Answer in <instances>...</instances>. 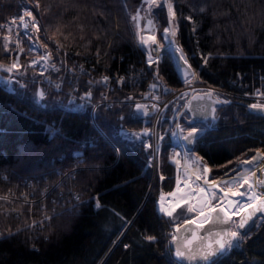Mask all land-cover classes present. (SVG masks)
I'll return each mask as SVG.
<instances>
[{
  "label": "trees",
  "instance_id": "obj_1",
  "mask_svg": "<svg viewBox=\"0 0 264 264\" xmlns=\"http://www.w3.org/2000/svg\"><path fill=\"white\" fill-rule=\"evenodd\" d=\"M139 1L0 0V64L9 57L4 27L27 8L52 57L65 49L85 64L83 57L96 58L108 71L119 72L139 57L129 20ZM172 4L175 40L199 82L226 88L241 75L250 78L253 69L264 72V0ZM154 12L160 28L163 10ZM157 74L172 89L183 85L167 49ZM20 77L13 92L0 86V264H180L169 240L184 215H176L179 208L171 216L158 211L174 185V167L167 161L171 121L160 123L163 137L152 162L149 147L117 132L147 127L130 104L98 106L91 120L87 112L52 100L51 91L40 107L35 94H28L35 78ZM126 91L117 86L111 95ZM185 96L181 92L169 101L168 115ZM249 104L225 99L215 108L214 122L199 127L191 152L210 167L209 180L237 174L241 161L264 151V113L249 112ZM183 124L184 130L194 125ZM22 194L28 201L21 202ZM241 235L245 239L208 264H264V218L254 219Z\"/></svg>",
  "mask_w": 264,
  "mask_h": 264
},
{
  "label": "built area",
  "instance_id": "obj_2",
  "mask_svg": "<svg viewBox=\"0 0 264 264\" xmlns=\"http://www.w3.org/2000/svg\"><path fill=\"white\" fill-rule=\"evenodd\" d=\"M142 1V17L138 30L140 35L145 37L155 35L157 44H152L150 41L147 46H141L138 43L136 33L135 41L139 50V57L137 61H128L119 72L108 71L106 66L96 58L88 60L83 57V60L89 62L85 64L79 55L65 49H61L60 55L51 57L50 60L41 59L49 51L41 45L38 32L31 26V17L24 16V13L30 10L27 8L21 9L17 15L12 17L7 24L8 34L7 36L3 34V38L7 37L9 44L17 43L18 46L25 47L24 49L31 55L23 67L27 66L34 69L38 75L36 82L39 84L37 85L39 88L36 102L43 107L48 91H52L55 94L51 97L52 100L62 102L71 111L77 113L87 112L91 120H93V113L98 106L110 108L115 104H130L138 117L151 119L152 137L155 127L158 126L163 117L167 104L181 91H187L188 95L195 91H209L222 99L231 100V97H234L257 105L264 104V72L257 69L252 70L250 78L245 79L241 75L238 81H232L226 88L199 82L196 75L195 77L192 75L187 76L186 78L190 83H186L185 78L183 80L185 84L178 89H172L165 84L157 74V66L161 61L162 51L170 47L169 42L172 41L176 44L175 37L167 36L166 38L164 32V29L169 27L167 5L164 0H158L159 6H153L151 14H149L148 5L144 0ZM37 4V1L33 2V6H37ZM155 7L161 8L165 17V22L160 28L157 14L154 12ZM22 16L24 17L23 22L20 20ZM149 19L152 20L154 28L150 26L147 28L146 23ZM24 22H29L28 28L23 26ZM157 29H159L158 32ZM54 48L57 49L58 47L55 46ZM150 52L154 59L158 57V62L149 63ZM0 70L4 72L0 76V83L3 84L4 90L12 91L11 85L18 82L20 77L19 69H14L11 72L5 71L3 68H0ZM104 77H108L107 82L104 81ZM117 86L124 87L127 91L123 94L114 92L111 95V91ZM40 93H43L42 98ZM138 105L142 106L140 111L137 110ZM57 130L58 128H54L53 131ZM175 130L177 138L169 149L171 155L184 149L180 139V128L176 126ZM119 131L122 136L130 134L122 127L119 128ZM154 144L152 142L151 145H147L151 148L152 162H154L159 146V139L156 145Z\"/></svg>",
  "mask_w": 264,
  "mask_h": 264
},
{
  "label": "water",
  "instance_id": "obj_3",
  "mask_svg": "<svg viewBox=\"0 0 264 264\" xmlns=\"http://www.w3.org/2000/svg\"><path fill=\"white\" fill-rule=\"evenodd\" d=\"M170 53L173 58L176 69L180 72V80H183L186 76L192 73L193 68L190 66L188 61L187 63H185L184 60L180 59V55L177 52L170 50ZM207 93L209 92H194L188 97L184 111L187 114L189 123L195 124L199 122H204L206 120H209L211 123L214 122L215 108L222 105L224 102L217 99L213 94L211 96H208ZM217 101H220V103H217ZM250 106L251 105L247 107L249 112L258 115H262L264 113V109L252 108ZM197 130H198L197 131V137H198L202 132V130L201 129H197ZM186 134L187 131L183 133V135ZM182 137H181V141L183 143L184 149L186 151H191L193 148L194 141L192 143H188L184 141ZM257 152L263 153V151L261 150H255L253 154L249 157V160H251L254 156H256ZM257 161L259 160H256L252 163H256ZM257 180L264 181V169L260 170L259 173H257L256 181ZM257 186H259L258 190H259L260 199L259 200L256 199L245 205L237 216L236 225H238L243 219H246L250 213L252 214L251 219L248 220V223L245 225L243 229L236 227L237 231L241 234L245 232L247 226L254 219L264 218V211L255 210V208H264V185L257 183ZM250 204L254 205L255 207L254 208L248 207V205ZM216 206L217 205H214L212 207H216ZM220 208L221 207L219 206L216 212L208 213V216L211 217V220L209 221L204 220L203 222L193 223L192 219H188L172 227V237L169 240V247L173 250L175 255L178 249L185 251L186 254L188 255H194V254L199 255L200 252L205 250L206 245L208 243H213V247H215L214 241L215 239H217L216 233L222 234L223 232L230 230V224L232 219L231 218L227 223L217 222L216 219L217 216H219L222 220L225 218V213L221 212ZM200 223H203V227L198 226ZM189 240H191L192 243L188 246V248H185V244ZM235 243L237 242H234V244ZM223 253H218L211 260H213L214 258H216L217 256ZM177 259L180 262V264H208L211 261L210 260L206 262L199 259L187 260V259H181L179 257H177Z\"/></svg>",
  "mask_w": 264,
  "mask_h": 264
},
{
  "label": "snow or ice",
  "instance_id": "obj_4",
  "mask_svg": "<svg viewBox=\"0 0 264 264\" xmlns=\"http://www.w3.org/2000/svg\"><path fill=\"white\" fill-rule=\"evenodd\" d=\"M144 2L148 5V10H149V14H151V9L153 6H159L158 0H144ZM164 3L167 5V9H168V16H169V27L164 29V32L166 34V38L167 36H171V37H175L176 36V27H175V17H176V13L173 7V4L171 2V0H164ZM201 11H203V9H201ZM24 16H28L31 17V26L32 28H34L37 32L39 31V27L36 23L35 17L32 15L31 11H26L24 13ZM132 19L134 21H139L140 19V14L139 12H137V14L135 16L132 17ZM188 19H191V17H188ZM20 20L23 22L24 21V17H20ZM13 23H15V21H13ZM148 25L152 28H154L153 22L151 19L148 20ZM23 26L25 28H28L29 26V22H24ZM137 28L139 29V24L137 23ZM137 36H138V43L141 46H147L149 44V42L151 41L152 44H157L155 35H150L148 37L142 36L140 35V31L138 30L137 32ZM5 39L7 40L8 38L5 37ZM46 47V46H45ZM5 49H7V44H5ZM177 51H179L181 53L180 55V59L184 60L185 63H187V58L184 56L183 54V50L177 48ZM21 51H23V49H21ZM41 59H51V53L49 52L46 56L41 57ZM158 62V57L157 58H153L151 55V52L149 53V63H155ZM205 62H206V58H205ZM190 67V66H189ZM0 68H3L5 71H13L14 69L18 70V61L13 62L10 66H4L2 64H0ZM190 75H192L193 77H195V73H190ZM105 82H107L108 77H104L103 78ZM186 83H190V81L186 78L185 80ZM153 87H155V85H153ZM208 96H211L212 93L209 92L207 93ZM41 98L43 97V93H40ZM217 103H220V101H217ZM250 107L252 108H261L264 109V104L262 105H257V104H253ZM142 108V106H137V110L140 111ZM214 111V110H213ZM145 115L147 114L146 112L144 113ZM181 133L184 132L183 129L180 130ZM197 128L193 127L191 128V130L187 131L186 135H183V140L188 142V143H192L196 138H197ZM148 132L147 130H145L144 135H147ZM175 135V134H174ZM139 138V137H137ZM176 154H174L175 157ZM264 159V153H260L257 152L256 156H254L251 160L248 161H242V163H252L256 160H261ZM177 163H179V161H176ZM192 165L195 166L196 168V172L200 173L201 171L203 173H207L210 171V169L203 163V158L202 157H195L192 159ZM255 173L254 172H245L244 174H242V181L243 183H239L238 181H236L235 179L229 183L228 181H222V183H224L226 185V187L228 188V191L225 192V197L228 196L229 192H231V195L233 196H244L246 193H242L240 191H231L233 187L239 188L242 187L243 184H247L249 189H251L253 187L252 184H249L248 181L251 178V176H254ZM196 179L199 180L201 179V175L197 174L196 175ZM205 183H207V181H205ZM256 183L258 184H262L264 185V181L261 180H257ZM201 192H204L205 190L203 188L200 189ZM174 195V194H173ZM213 198H215V193L212 194ZM0 199H3L2 197H0ZM163 200V197L161 198ZM251 199H257L259 200L260 197L259 196H253L251 197ZM209 205V212H216L217 208L219 207V205H217L216 207H212L211 206V201L209 200L208 202ZM239 201H229V204L232 206H235L236 204H238ZM180 205L177 204L175 205V207H179ZM97 207H99V203H97ZM175 207H173L171 210L168 208H165L163 206V204L161 205V211L164 212L166 215L171 216L173 211H175ZM248 207H255L254 205H248ZM195 209L193 207H189L188 211L192 212ZM256 211H264V208H255ZM221 212L225 213V218L222 220L219 216L216 217L217 222H223V223H227L230 219L231 216L228 215L226 209L224 208H220ZM235 214V213H233ZM200 215L204 217L205 221H209L211 220V217L206 215L203 211V209H201L200 211ZM252 214L250 213L249 216L246 219H243L238 225H236L237 228L243 229L245 227V225L248 223V220L251 219ZM193 223H195L196 221H192ZM199 227H203V223H200L198 225ZM195 235V234H194ZM217 239H215L214 244L215 247H213V243H208L206 245L205 250H203L202 252L199 253V255H188L186 254L185 251L182 250H177L176 252V256L181 258V259H187V260H203V261H210L213 257H215L218 253H223L224 251H226L227 249H230L233 247L234 242H239L242 241L243 239H245L244 236H242L238 231H234V230H228L221 233H216ZM147 240L151 241L154 240V237L148 236L146 237ZM192 243L191 240L187 241L185 244V248H188V246ZM238 246V244H237ZM127 247V246H126Z\"/></svg>",
  "mask_w": 264,
  "mask_h": 264
},
{
  "label": "rangeland",
  "instance_id": "obj_5",
  "mask_svg": "<svg viewBox=\"0 0 264 264\" xmlns=\"http://www.w3.org/2000/svg\"><path fill=\"white\" fill-rule=\"evenodd\" d=\"M137 12H139V14H140V19H139L138 22H137V21H134V20L132 19V17L135 16V15L137 14ZM141 17H142V6H141V4L139 3V4L136 6L135 10H134L133 12H130V13H129L130 26H131V30H132L134 36H136L137 30H138V28H137V23L139 24V28H140ZM146 26H147V28L149 27V25H148V20H147ZM158 30H159V29H157V32H158ZM134 39H135V37H134ZM4 41L7 42L8 40H4ZM8 46H9V48H7L6 52H8L9 57L4 61V63H3L2 65H4V66H10L13 62L18 61V69H19V75H20V76H23V75H24V76H29V77L32 76V77L36 78L37 75L34 74V73H31V72H26V68H25L24 72H21V71L23 70L22 66L24 65L26 59L28 58L27 56H29L28 52H27L23 47L18 46L17 43H15V44L12 43L11 45L9 44ZM21 49H23V51H21ZM98 58H99V57H98ZM98 60H99V59H98ZM0 74H2V71H1V70H0ZM20 81H21V80H18V82L13 83V88H14L15 85H17ZM34 83H35V86H34L33 90H32L31 88H29V93H28V94H30V95L32 94V96H33L34 94L36 95V92L38 91V88H39V87L37 86L38 83H37V82H34ZM35 95H34V98H35ZM185 101H186V96L184 97V101L180 104V106H178L179 108H177L173 113H172V111H173V109H172V110L170 111V114H169V115L167 114V110L164 111L163 117H162V119L160 120V123H161V121L163 120V118H168V120L171 121V125H170V127L168 128V131H169L168 134H169V138H170V140H171L172 143H173V140H174L175 137H176V131H175L176 126L179 125V128L181 127L182 129H184L185 126H183V125H184L183 123L189 122V121H188L187 114L185 113V111L182 110L183 107H184V105H185ZM183 113H184V114H183ZM166 114H167V115H166ZM142 120H143L144 123L147 124V125H146L147 127H144V128H142V129H139V130H136V131H129L130 134H129V135H126V136L123 135V138L128 139V140H136V141H140V142L143 143V145H144L145 147H148L147 145H151L152 142H154V143H155L154 145H156V142H158V139H159V142H160L161 138L163 137V130L160 129V123L158 124V126L155 127L154 132H153V137H152V135H151V125L148 124V123H149V120H148L147 118H144V119H142ZM176 124H177V125H176ZM206 124H207V121H206V122H202V123H198V124L191 125V126H189V127H187V128H193V127L198 128V127H200L201 125H206ZM177 127H178V126H177ZM119 128H120V127H119ZM119 128H118V131H117V132L121 135L122 133L119 131ZM145 130H147V132H148L147 135H144ZM174 134H175V135H174ZM121 137H122V135H121ZM137 137H139V138H137ZM156 149H157V148H156ZM184 151H185L186 156L188 157V159L191 161V163H192V159H193V158L198 157L197 155H195V154L192 153V152H189V151H186V150H184ZM178 152H179L180 154L183 153L182 151H178ZM171 156H172L171 153H169V151H168V157H167V159H168L169 157H171ZM248 160H249V158H247V159H245V160H243V161H248ZM169 162H170V161H169ZM257 162H258V161H257ZM254 165H256V164H255V163H242V161H241L240 164H239L240 171H239L238 173H241V172H243V171L246 170V172H254L255 175H256L257 173H259L260 170H263V169H264V165H263L262 167H260V169H259L258 172H255V170H254ZM206 166H207V165H206ZM173 167H174L173 181H174V178H175L176 176H180V177H182V179L184 180V177H183V174H182V169H181V167L176 166V165H173ZM207 167L210 169L209 166H207ZM55 172L58 173L59 171L56 170ZM201 172H202V171H201ZM238 173H237V174H238ZM64 174H66V175L69 176V171H65ZM209 175H210L209 172H207V173H203V172H202V174H201V178H202L203 180L207 181V182H213V181H216V180H223L224 178L234 176L235 174L230 175V176H225V177L217 178V179H214V180H209ZM255 178H256V177H255ZM256 184H257V183H256ZM247 186H248V185H247ZM258 187H259V186H258ZM245 189H247V188H246V184H243L242 187L237 188V190L240 191V192L245 191ZM170 190H171V189H170ZM170 190H169V191H170ZM237 190H236V191H237ZM169 191H168V192H169ZM226 191H228V188H227V187L217 185V190L214 192V193H215V198L212 197V199H211V206H214V205H221L222 200H223V198H224V194H223V193L226 192ZM231 191H232V190H231ZM258 193H259V190H258ZM229 194H231V192H229ZM165 195H166V194H165ZM165 195H164V196H165ZM41 197H42V196H41ZM72 197L75 198L76 195H72ZM235 197H237V196H235ZM163 198H164V197H163ZM21 199H23V201L21 200V202H26V201H28V200L26 199V197L23 196V194H22V198H21ZM161 201H162V200H161ZM241 201H242V200H241ZM30 202H32V200H31ZM177 204H179L180 206H179V207H175V205H177ZM244 205H247V203L244 204ZM158 206H159V207H158V211H159L160 213H162L164 216H168V215H166L164 212H161V210H160V209H161V207H160V206H161V202H160V204H159ZM173 207H175V209H177V208L180 209V210L176 213V215H178V214H182V215H184V217H183L184 220H183V221L188 220V219H192V220H193V218H194V219H199V216H198L196 210H194V211H192V212H189V211H188V208L191 207V206H190V202H189L187 199H185V198L180 197V198L175 199V200L172 202V205L169 207V209L171 210ZM173 212H174V211H173ZM187 213H190V214H189V215H186ZM172 214H173V213H172ZM187 217H189V218H187ZM185 218H186V219H185ZM231 218H232V220H231V224H230V230L237 231V228H236V220H237V216H236V215H233ZM174 226H176V225H174ZM172 227H173V226H172ZM173 254H175V253L173 252ZM175 256H176V255H175Z\"/></svg>",
  "mask_w": 264,
  "mask_h": 264
},
{
  "label": "bare ground",
  "instance_id": "obj_6",
  "mask_svg": "<svg viewBox=\"0 0 264 264\" xmlns=\"http://www.w3.org/2000/svg\"><path fill=\"white\" fill-rule=\"evenodd\" d=\"M169 45L172 51H175L179 55H181V53L176 50L179 47L174 42L170 41ZM182 152H183L182 154H180L179 152H174L173 155L168 158V160L173 165L181 167L184 180L180 176L175 177L173 189L167 193V195L162 200L161 205L163 204L165 208L169 209V207L172 205V202L175 199L180 198V197L185 198L190 202V206L196 210L199 216V219L193 218V221L203 222L204 217L200 215V211L201 209H203L204 213L208 215L209 205L207 202L209 200L211 201L213 197L212 194L217 190V185L226 187V185L222 183V181H228L229 183H231L234 179L242 184L243 181L241 177H242V174L246 172V170L241 173L235 174L234 176L224 178L223 180H216L213 182L205 183V180H203L202 178L199 180L196 179V175L197 174L201 175L202 172L197 173L195 166L192 165L191 161L186 156L185 151H182ZM174 154H176L175 157H174ZM176 161H179V163H177ZM255 164L256 165H254V170L255 172H258L260 167L264 165V159L259 160ZM256 179H257V174L254 176H251L248 183L252 184L253 187L249 189V187L246 184L247 189H245V191L242 192V193H246L244 196L235 197L231 194H228V196L225 197V192H224L223 193L224 198L222 200L221 205L219 206L221 208L226 209L227 213L230 214L231 216L239 214L240 211L245 206L244 204L246 203L248 204L256 200V199H251V197H253L254 195L259 196ZM201 188H203L205 191L201 192L200 191ZM236 190H237L236 187L232 188V191H236ZM229 201H239V203L236 204L235 206H232L229 204Z\"/></svg>",
  "mask_w": 264,
  "mask_h": 264
},
{
  "label": "crops",
  "instance_id": "obj_7",
  "mask_svg": "<svg viewBox=\"0 0 264 264\" xmlns=\"http://www.w3.org/2000/svg\"><path fill=\"white\" fill-rule=\"evenodd\" d=\"M174 181H175V179H174ZM174 186V185H173Z\"/></svg>",
  "mask_w": 264,
  "mask_h": 264
}]
</instances>
